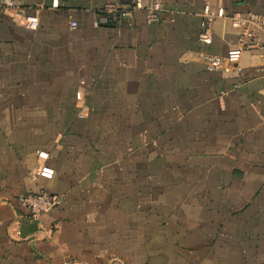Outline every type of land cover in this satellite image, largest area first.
I'll use <instances>...</instances> for the list:
<instances>
[{
	"label": "crops",
	"instance_id": "1",
	"mask_svg": "<svg viewBox=\"0 0 264 264\" xmlns=\"http://www.w3.org/2000/svg\"><path fill=\"white\" fill-rule=\"evenodd\" d=\"M4 1L0 264H264V34L239 72L198 57L238 35L216 20L205 43L204 5L264 0ZM135 1L154 20L103 13ZM41 192L61 202L33 221L18 198Z\"/></svg>",
	"mask_w": 264,
	"mask_h": 264
},
{
	"label": "built area",
	"instance_id": "2",
	"mask_svg": "<svg viewBox=\"0 0 264 264\" xmlns=\"http://www.w3.org/2000/svg\"><path fill=\"white\" fill-rule=\"evenodd\" d=\"M5 7H12L14 3L9 0L4 1ZM51 7H57V1L51 2ZM144 10L148 21H152L155 18V13L160 10V6L152 4L143 6L140 1H135L133 5L128 7H117L115 5H105L103 13L110 22H117L120 17H129L133 11ZM201 29L202 40L205 43H210L211 39L207 35L210 27L216 20H227L230 26L238 31L237 38L232 47L229 48L224 56H215L200 53L198 55L200 61L204 64L205 69L208 72H219L225 67H232L235 71L239 72L241 67L239 61L242 53L248 49H252L260 43V35L264 34V16L257 15L252 12L246 13H233L227 15L221 6H218L215 11H212L209 5H204L202 9ZM71 28L76 27V23L70 24ZM94 26L97 27L98 23L95 22ZM24 27L27 30L35 31L38 27V21L36 18H27L24 22ZM261 93L264 95V86L261 89ZM76 98H80V94H76ZM38 157L41 160H47L48 154L45 152L38 153ZM51 171L46 167H41L38 176L41 178H50ZM19 204L26 208L29 212L30 218L36 221L40 215L47 214L60 205L61 199L57 196H51L45 192H41L35 196H23L18 198Z\"/></svg>",
	"mask_w": 264,
	"mask_h": 264
}]
</instances>
